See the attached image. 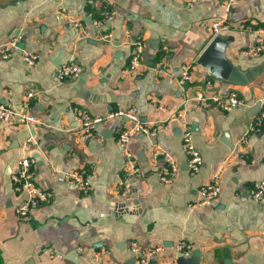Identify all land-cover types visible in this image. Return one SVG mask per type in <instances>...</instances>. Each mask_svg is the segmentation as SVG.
<instances>
[{
    "label": "crops",
    "instance_id": "obj_1",
    "mask_svg": "<svg viewBox=\"0 0 264 264\" xmlns=\"http://www.w3.org/2000/svg\"><path fill=\"white\" fill-rule=\"evenodd\" d=\"M220 20L225 26L218 35L233 64L245 71L264 63V47L245 52L258 37L264 45V0H0V44L18 37L11 55L0 56V103L37 119L31 125L0 119V264H133V242L164 245L150 264H169L180 240L191 254L199 251V264H264V197L252 198L253 185L264 178V120L248 132L264 110V70L242 85L197 62L213 38L211 23ZM135 40L143 47L131 70ZM25 53L37 56L33 64ZM63 62L78 65L80 74L57 78ZM185 62L191 80L180 85ZM211 90H235L244 103L228 111L197 107L195 93ZM130 106L158 125L156 134L120 142L127 119L114 115L83 136L82 112L105 116ZM185 127L202 157L196 173L186 164ZM164 153L177 164L169 184L159 178ZM24 157L33 160L35 184L50 192L25 218L16 207L27 195L12 180ZM130 160L139 173L122 194ZM73 168L86 171L87 193L67 181ZM213 173H219V195L195 206L198 188Z\"/></svg>",
    "mask_w": 264,
    "mask_h": 264
},
{
    "label": "built area",
    "instance_id": "obj_2",
    "mask_svg": "<svg viewBox=\"0 0 264 264\" xmlns=\"http://www.w3.org/2000/svg\"><path fill=\"white\" fill-rule=\"evenodd\" d=\"M196 0H185L186 5H192ZM107 14V13H105ZM70 25H78L77 21L69 20ZM95 24H98L99 21H94ZM225 25L222 21H213L210 25V30L212 36L217 35L220 30ZM241 27L249 28L251 25L248 23H241ZM261 32V30H259ZM103 39H108L109 34L104 33L101 36ZM18 37H13L7 40L4 43L0 44V56L7 58L11 55L12 49L16 47V41ZM134 44V53L132 54L129 69H135L140 64V52L142 50V41L135 40ZM264 47L261 37L257 38V44L254 49L245 50L246 53L254 54L257 51L261 50ZM35 54L25 53L24 60L28 64H33L36 59ZM159 72H164L163 67L158 68ZM81 69L78 65L73 62H63L57 68V78L65 79L67 77H76L80 74ZM191 70L189 63H183L178 68V80L177 82L182 85L191 80ZM211 86V85H207ZM33 93L29 91L28 96H31ZM193 100L197 107H215L222 111H228L236 105L244 103L243 98L239 96L237 91L231 90L226 94H220L216 91L211 90L208 93L196 92L193 96ZM178 115H181L180 110H177ZM114 115H122L126 117V123L118 131L117 138L120 142H127L129 139L133 138L138 134L142 135H154L158 130V125L154 122L143 121L139 114L137 113L135 106H130L127 109H120L118 111L109 112L105 116L100 115H90L87 112H82L79 115V122L81 130L84 137L90 136L91 131L94 127L100 123L103 119L112 117ZM13 117H17L18 120L24 124L31 125L37 121L36 117L32 115L27 109L21 111H16L15 108L10 104L0 103V119L2 121H9ZM264 120V110L259 111L255 116L254 120L250 123L248 127V132L257 131L259 125ZM247 136V134H245ZM181 138L183 142V151L186 155V164L190 173H196L201 165L202 157L200 151L194 146L191 137L190 130L185 127L181 131ZM245 141V137L241 139ZM165 165L159 171V178L163 183L169 184L173 181L174 175L177 171V164L173 157L168 153H164ZM33 160L29 157H24L19 160V169L16 173L12 175V180L14 184V189L19 191L23 190L27 197L23 200L17 207L16 212L21 217L25 218L28 216L29 210L33 204L40 203L41 201L46 200L50 196V192L46 189L39 187L35 184L33 180V173L31 170V164ZM128 176L121 182L118 188L122 191V194H126L132 184L130 183L131 179H134V176L139 173V167L133 162L128 161L127 166ZM65 177L67 181L74 186L75 188L81 190L83 193H87L91 188V183L87 178L86 171L84 169H69L65 172ZM220 192V181L219 173H213L206 184L201 185L198 188L199 199L195 206H206L213 202V200L219 195ZM264 197V178L260 179L253 185L252 189V198L254 200H260ZM174 249L179 252L182 251L184 255H191L190 246L184 241L180 240L175 246ZM131 250L133 251L134 258L133 264H150L151 257L156 253H161L165 251V246L161 244L149 245L146 247H140L136 242L131 243ZM52 256L57 258L62 257L59 253H50ZM97 253H95V256ZM169 264H176V259L171 261Z\"/></svg>",
    "mask_w": 264,
    "mask_h": 264
},
{
    "label": "water",
    "instance_id": "obj_3",
    "mask_svg": "<svg viewBox=\"0 0 264 264\" xmlns=\"http://www.w3.org/2000/svg\"><path fill=\"white\" fill-rule=\"evenodd\" d=\"M226 40L220 35H215L204 48L197 58V62L214 77L229 81L234 84L246 85L264 70V63L249 68L245 71L240 70L225 54ZM260 107V102H256L251 110L253 114ZM200 253L198 250L186 256L182 251L176 254V264H199Z\"/></svg>",
    "mask_w": 264,
    "mask_h": 264
}]
</instances>
